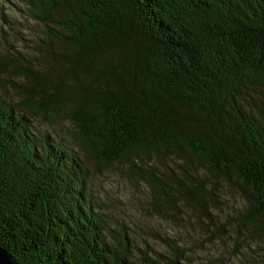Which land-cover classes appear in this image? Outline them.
Wrapping results in <instances>:
<instances>
[{
    "label": "trees",
    "instance_id": "trees-1",
    "mask_svg": "<svg viewBox=\"0 0 264 264\" xmlns=\"http://www.w3.org/2000/svg\"><path fill=\"white\" fill-rule=\"evenodd\" d=\"M23 1L54 67L0 54V82L26 81H10L16 106L0 98L1 248L18 264H132L87 160L127 164L171 218L219 202L205 173L235 183L264 233V0ZM60 114L83 155L31 118ZM169 156L184 160L181 174L151 164Z\"/></svg>",
    "mask_w": 264,
    "mask_h": 264
},
{
    "label": "rangeland",
    "instance_id": "rangeland-1",
    "mask_svg": "<svg viewBox=\"0 0 264 264\" xmlns=\"http://www.w3.org/2000/svg\"><path fill=\"white\" fill-rule=\"evenodd\" d=\"M45 27L29 17L23 0H0V54L10 53L29 61L33 67L47 71L54 67L53 58L43 46ZM47 57V58H46ZM0 82V98L16 106L19 93L10 81L25 83L13 73H4ZM38 130L54 133L56 139L83 151L72 141L74 126L62 114L49 120L31 116ZM165 174H181L184 160L173 156L151 164ZM90 173L93 197L108 216V225L118 231L126 229L133 241L132 264H172L173 249L180 264H264V233L246 222L249 205L235 183L227 185L208 173L205 180L217 195L218 203L207 215L193 208L179 205V218L161 216L151 206L148 185L132 176L127 164L98 168L85 161ZM264 229V218L262 219Z\"/></svg>",
    "mask_w": 264,
    "mask_h": 264
},
{
    "label": "water",
    "instance_id": "water-1",
    "mask_svg": "<svg viewBox=\"0 0 264 264\" xmlns=\"http://www.w3.org/2000/svg\"><path fill=\"white\" fill-rule=\"evenodd\" d=\"M0 264H18L12 256L0 247Z\"/></svg>",
    "mask_w": 264,
    "mask_h": 264
}]
</instances>
